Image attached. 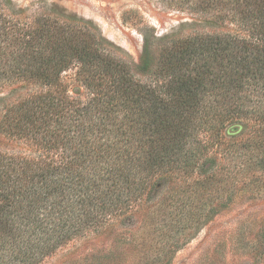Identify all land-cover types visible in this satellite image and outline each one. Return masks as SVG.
<instances>
[{"label":"trees","instance_id":"obj_1","mask_svg":"<svg viewBox=\"0 0 264 264\" xmlns=\"http://www.w3.org/2000/svg\"><path fill=\"white\" fill-rule=\"evenodd\" d=\"M38 3L0 0V264H44L118 225L138 232L122 255L142 244L162 264L264 192V0H196L209 31L142 35L138 63ZM251 242L244 264H264V219Z\"/></svg>","mask_w":264,"mask_h":264},{"label":"rangeland","instance_id":"obj_2","mask_svg":"<svg viewBox=\"0 0 264 264\" xmlns=\"http://www.w3.org/2000/svg\"><path fill=\"white\" fill-rule=\"evenodd\" d=\"M21 6L39 4V0H13ZM196 0H43L53 3L70 16L93 23L98 34L123 53L130 63H138L142 51V35L162 37L175 34L184 37L209 31L199 16L189 8ZM264 219V192L241 194L221 210L199 231L187 230L180 236L171 253L161 251L162 264H244L251 244ZM141 227L138 218L137 227ZM112 235L81 241L58 252L44 264H147L155 252L147 247L142 256L139 244L134 256L126 252L124 239H137L138 232L116 227ZM135 231V234H134ZM142 232V231H141ZM144 233V232H142ZM138 240V239H137ZM115 247L114 263L111 247ZM127 254V256H126ZM246 260V261H247ZM75 261V262H74ZM74 262V263H73ZM117 262V263H116Z\"/></svg>","mask_w":264,"mask_h":264}]
</instances>
